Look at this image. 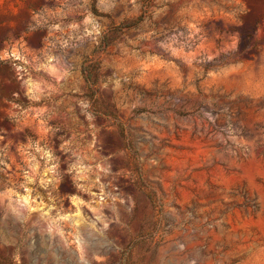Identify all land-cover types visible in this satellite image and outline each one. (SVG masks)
I'll return each instance as SVG.
<instances>
[{
    "label": "rangeland",
    "instance_id": "1",
    "mask_svg": "<svg viewBox=\"0 0 264 264\" xmlns=\"http://www.w3.org/2000/svg\"><path fill=\"white\" fill-rule=\"evenodd\" d=\"M1 264H264V0H0Z\"/></svg>",
    "mask_w": 264,
    "mask_h": 264
},
{
    "label": "trees",
    "instance_id": "2",
    "mask_svg": "<svg viewBox=\"0 0 264 264\" xmlns=\"http://www.w3.org/2000/svg\"><path fill=\"white\" fill-rule=\"evenodd\" d=\"M1 264V263H0Z\"/></svg>",
    "mask_w": 264,
    "mask_h": 264
}]
</instances>
